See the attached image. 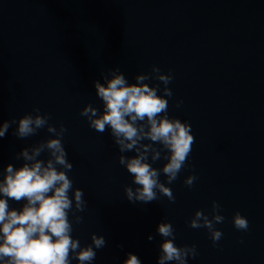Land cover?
<instances>
[{
  "label": "water",
  "instance_id": "1",
  "mask_svg": "<svg viewBox=\"0 0 264 264\" xmlns=\"http://www.w3.org/2000/svg\"><path fill=\"white\" fill-rule=\"evenodd\" d=\"M153 66L173 76L168 115L187 121L196 143L178 179L165 184L174 203L159 193L130 203L123 189L137 186L110 131L96 132L79 113L88 104L102 111L93 84L103 83L101 73L118 68L135 83ZM34 108L67 129L68 175L87 202L72 236L81 246L93 233L107 242L92 264H123L128 253L157 264L161 222L172 224L177 247L195 245L186 264H264V0H0V123L36 115ZM16 128L0 138V172L22 166V149L55 138L45 128L20 139ZM189 175L198 177L191 188L183 183ZM212 201L225 217L215 246L206 229L188 227L198 210L211 219ZM236 212L249 221L247 232L233 227Z\"/></svg>",
  "mask_w": 264,
  "mask_h": 264
},
{
  "label": "clouds",
  "instance_id": "2",
  "mask_svg": "<svg viewBox=\"0 0 264 264\" xmlns=\"http://www.w3.org/2000/svg\"><path fill=\"white\" fill-rule=\"evenodd\" d=\"M101 79L103 83L94 81L93 84L96 97L102 102V111L98 112L88 104L79 114L96 132L110 131L122 154L117 161L132 178L131 185L137 186H125V198L130 203L148 204L158 200L159 193L174 203L173 192L165 184L176 181L187 167L196 141L187 121L181 122L168 115L169 101L165 97L173 95L168 88L173 76L160 74V69L153 66L151 75L138 74L133 78L135 83H129L118 68L101 73ZM151 79L164 87H149L145 82ZM181 104L182 101H178L175 107L179 108ZM33 112L36 115L25 114L19 120L13 118L0 123V138L5 137L13 124L17 125L13 135L20 139L35 136L38 130L45 128L55 137L22 149L15 157L23 161L22 166L16 168L8 164L0 172V264H72L73 260L76 264H92L97 250L106 247L107 242L103 236L93 233L89 237L91 243L81 246L72 236L73 225H79L83 219L76 213L83 212L87 202L84 192L73 187L68 175L73 165L62 143L67 129L63 125L57 129L49 124L51 117L39 114L38 108ZM128 152L134 155H123ZM44 153L48 158L40 159ZM161 159L167 162L159 169L154 168L152 165ZM161 175L166 177L164 182H161ZM197 179V176L189 175L183 183L191 188ZM9 201L21 203L22 207L11 208ZM221 212V206L212 201L211 219L198 210L189 220L188 227L206 229L215 246L223 237L215 227L225 220ZM232 225L242 232L249 229V221L239 212L233 214ZM156 231L163 238L157 264H186L188 258L197 255L195 245L176 246L171 223H159ZM147 239L152 241L153 237ZM123 264H141V260L128 253Z\"/></svg>",
  "mask_w": 264,
  "mask_h": 264
}]
</instances>
